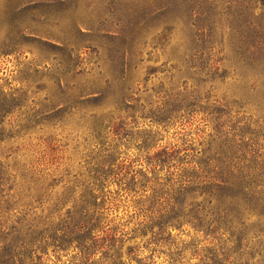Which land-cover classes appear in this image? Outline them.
Segmentation results:
<instances>
[{"label":"trees","instance_id":"trees-1","mask_svg":"<svg viewBox=\"0 0 264 264\" xmlns=\"http://www.w3.org/2000/svg\"><path fill=\"white\" fill-rule=\"evenodd\" d=\"M162 9L193 29L199 144L158 149L149 167L110 161L56 177L46 149L30 160L5 150L20 132L6 128L15 97L0 91V264H129L122 248L136 238L150 254L138 242L129 261L161 264L177 229L203 240L170 248L164 264H183L190 249L193 264H264V0H165L153 12ZM227 83L235 91L219 92Z\"/></svg>","mask_w":264,"mask_h":264},{"label":"rangeland","instance_id":"rangeland-1","mask_svg":"<svg viewBox=\"0 0 264 264\" xmlns=\"http://www.w3.org/2000/svg\"><path fill=\"white\" fill-rule=\"evenodd\" d=\"M164 2L0 0V91L15 97L6 128L20 132L5 150L19 147L18 159L30 160L46 149L50 169L59 167L55 176L73 178L94 174L110 161L144 168L158 149L197 146L193 29L178 16L169 23L175 12H153ZM219 88L235 91L230 83ZM110 188L117 189V182ZM131 198L122 203L132 204ZM189 230H175L157 262L164 264L170 248L202 242ZM145 240L124 241L129 264H137L129 257L138 242L141 253L150 254ZM184 252L183 264L195 263L192 250Z\"/></svg>","mask_w":264,"mask_h":264}]
</instances>
